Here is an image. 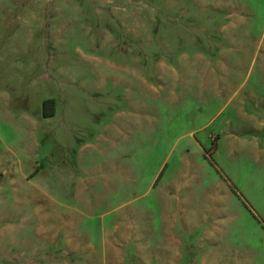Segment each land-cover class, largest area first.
I'll return each mask as SVG.
<instances>
[{"label":"rangeland","instance_id":"374dc122","mask_svg":"<svg viewBox=\"0 0 264 264\" xmlns=\"http://www.w3.org/2000/svg\"><path fill=\"white\" fill-rule=\"evenodd\" d=\"M0 264H264V0H0Z\"/></svg>","mask_w":264,"mask_h":264},{"label":"trees","instance_id":"16d2710c","mask_svg":"<svg viewBox=\"0 0 264 264\" xmlns=\"http://www.w3.org/2000/svg\"><path fill=\"white\" fill-rule=\"evenodd\" d=\"M51 102H53L52 99H50V100H46V101H45V106H46L48 103H51ZM50 114H54V110H52Z\"/></svg>","mask_w":264,"mask_h":264}]
</instances>
